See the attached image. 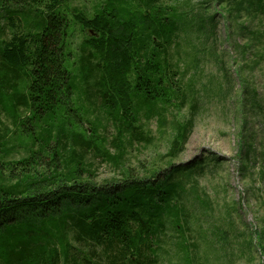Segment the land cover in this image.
<instances>
[{
  "label": "trees",
  "instance_id": "obj_1",
  "mask_svg": "<svg viewBox=\"0 0 264 264\" xmlns=\"http://www.w3.org/2000/svg\"><path fill=\"white\" fill-rule=\"evenodd\" d=\"M67 1L0 0V264H158L169 231L187 253L196 247L187 194L198 195L191 184L212 160L96 185L83 178L89 155L117 158L73 107L79 87L116 140L148 143L141 114L163 123L173 102L185 103L180 65L170 63L181 13L166 0H103L93 16L75 15L86 38L73 56ZM4 115L27 145L16 161ZM192 117L177 127L170 157L187 144Z\"/></svg>",
  "mask_w": 264,
  "mask_h": 264
},
{
  "label": "rangeland",
  "instance_id": "obj_2",
  "mask_svg": "<svg viewBox=\"0 0 264 264\" xmlns=\"http://www.w3.org/2000/svg\"><path fill=\"white\" fill-rule=\"evenodd\" d=\"M102 1L63 4L73 56L86 38L75 15L93 16ZM164 7L177 10L183 21L181 47L170 51V63L180 65L185 103L173 102L163 123L141 114L150 141L131 145L126 138L116 140L114 124L97 105L90 106L77 86L73 107L81 108L85 128L117 158L106 161L90 154V174L83 178L101 186L121 182L127 173L140 179L171 165L210 159L191 184L205 202L187 194L196 247L186 253L169 231L158 264H264V0H166ZM10 34L5 27L3 36ZM192 115L187 144L170 157L177 127ZM2 120L15 149L9 160L25 157L27 145L16 127L7 116Z\"/></svg>",
  "mask_w": 264,
  "mask_h": 264
}]
</instances>
